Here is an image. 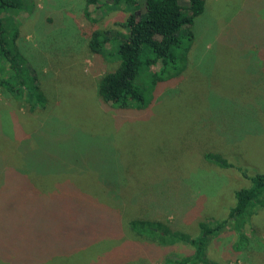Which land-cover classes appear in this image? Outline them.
Wrapping results in <instances>:
<instances>
[{
	"label": "rangeland",
	"instance_id": "obj_1",
	"mask_svg": "<svg viewBox=\"0 0 264 264\" xmlns=\"http://www.w3.org/2000/svg\"><path fill=\"white\" fill-rule=\"evenodd\" d=\"M21 2L7 29L48 107L30 112L0 94V264H167L191 252L137 234L130 220L197 235L199 222L227 217L251 182L207 152L264 173V0H206L184 72L152 86L142 68V110L103 102L99 78L118 62L88 46L96 29L124 31L116 23L127 11L93 4L89 19L86 0ZM254 219L264 244V211ZM237 241L231 229L213 237L208 258L264 264V252H238Z\"/></svg>",
	"mask_w": 264,
	"mask_h": 264
},
{
	"label": "trees",
	"instance_id": "obj_2",
	"mask_svg": "<svg viewBox=\"0 0 264 264\" xmlns=\"http://www.w3.org/2000/svg\"><path fill=\"white\" fill-rule=\"evenodd\" d=\"M21 0H0V94L16 102H23L30 112L48 107L37 77L24 73L18 60L23 59L18 51V32L11 34L9 28L16 25L11 19ZM99 0H86L84 15L90 19V5ZM23 5V4H22ZM99 6L116 7L129 13L125 21L117 22L120 29H96L91 33L88 46L96 56L117 61L118 66L101 75L98 93L111 108L142 110L149 104L143 89L137 83L142 70L147 71V83L155 86L180 76L189 64L190 51L196 42L194 24L206 9V0H109ZM141 10V11H140ZM140 11V13H138ZM19 12V10H17ZM8 14V15H6ZM20 24V23H19ZM183 60V61H182ZM186 62V64H184ZM25 63V62H24ZM161 64L158 71L151 68ZM6 64L8 67H1ZM27 67V66H26ZM27 69V68H25ZM205 159L221 167H234L242 171L251 185L236 191L235 205L225 218H208L199 222V233L172 230L170 227L151 220L133 218L130 227L139 235L157 240L160 245L183 244L191 252L167 258V264H217L208 258L211 239L233 230L238 241L236 251L254 248L259 251L262 243L253 221L256 214L264 211V173L247 175L246 167L236 166L219 153L207 152ZM258 233V234H257ZM256 247L254 246V242ZM264 246V244H263Z\"/></svg>",
	"mask_w": 264,
	"mask_h": 264
}]
</instances>
